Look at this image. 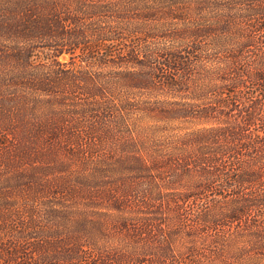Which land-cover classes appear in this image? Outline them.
Here are the masks:
<instances>
[{
	"label": "trees",
	"instance_id": "16d2710c",
	"mask_svg": "<svg viewBox=\"0 0 264 264\" xmlns=\"http://www.w3.org/2000/svg\"><path fill=\"white\" fill-rule=\"evenodd\" d=\"M138 3L0 0V154L35 122V169L98 180L109 232L141 240L114 247L129 263L264 264V0Z\"/></svg>",
	"mask_w": 264,
	"mask_h": 264
},
{
	"label": "rangeland",
	"instance_id": "374dc122",
	"mask_svg": "<svg viewBox=\"0 0 264 264\" xmlns=\"http://www.w3.org/2000/svg\"><path fill=\"white\" fill-rule=\"evenodd\" d=\"M63 1L78 6L94 1L99 9L101 6L104 10L112 8V1L117 0ZM124 1L128 3V0ZM131 1L135 2L134 9L139 8V0ZM168 9L161 11V16L168 19L162 20V24L174 22ZM149 12L148 16L158 13L155 10ZM134 13L137 19L142 17V12ZM24 35L29 36L27 33ZM31 38L34 39V36ZM4 39L3 36L0 41ZM162 43L165 44V41L162 40ZM35 53L33 61L42 63L45 54L39 49ZM28 60L23 59L20 63ZM60 60L68 62L69 55L62 56ZM11 65V57L0 54V77L4 87L1 105L6 111L15 107L6 92L12 76L6 72ZM34 124L29 119L23 132L27 137L25 152L11 158L0 154V264H145L142 263L146 254L144 248L139 253L141 258L134 255L130 263V258L113 251L114 247L119 246L122 237L126 242L136 240L138 243L141 240L135 234H128L130 229L123 225L118 226L122 230L121 237L109 232L117 216L95 203L99 202L94 199L100 191L95 186L98 180L88 176L52 175L47 178L35 169L34 166L40 167L42 152L49 149L50 144L46 142H50L44 137L36 139L29 134H33ZM47 154L51 155L49 150ZM82 183H92V187L81 188ZM62 184L74 187L65 190L60 188Z\"/></svg>",
	"mask_w": 264,
	"mask_h": 264
}]
</instances>
